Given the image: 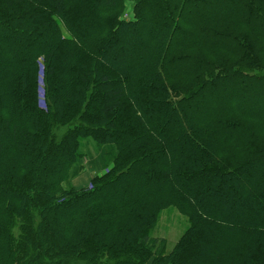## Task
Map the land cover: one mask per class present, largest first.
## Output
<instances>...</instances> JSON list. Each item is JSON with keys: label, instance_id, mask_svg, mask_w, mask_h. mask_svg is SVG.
Returning a JSON list of instances; mask_svg holds the SVG:
<instances>
[{"label": "trees", "instance_id": "obj_1", "mask_svg": "<svg viewBox=\"0 0 264 264\" xmlns=\"http://www.w3.org/2000/svg\"><path fill=\"white\" fill-rule=\"evenodd\" d=\"M0 264H264V0H0Z\"/></svg>", "mask_w": 264, "mask_h": 264}, {"label": "rangeland", "instance_id": "obj_2", "mask_svg": "<svg viewBox=\"0 0 264 264\" xmlns=\"http://www.w3.org/2000/svg\"><path fill=\"white\" fill-rule=\"evenodd\" d=\"M126 18L129 19V16H126ZM95 174L96 172H93L90 167H85L81 174L71 180L67 186L75 188L88 187ZM187 227V219L176 210L170 209L163 213L161 224L153 234V237L166 239L169 243V248L172 249L178 238L184 233Z\"/></svg>", "mask_w": 264, "mask_h": 264}, {"label": "crops", "instance_id": "obj_3", "mask_svg": "<svg viewBox=\"0 0 264 264\" xmlns=\"http://www.w3.org/2000/svg\"><path fill=\"white\" fill-rule=\"evenodd\" d=\"M77 189H80V188H77Z\"/></svg>", "mask_w": 264, "mask_h": 264}]
</instances>
